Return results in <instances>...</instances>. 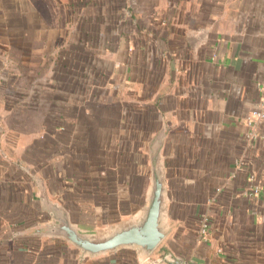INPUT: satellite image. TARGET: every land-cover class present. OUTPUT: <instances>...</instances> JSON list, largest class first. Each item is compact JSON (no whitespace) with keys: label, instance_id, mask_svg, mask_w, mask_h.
Returning <instances> with one entry per match:
<instances>
[{"label":"crops","instance_id":"obj_1","mask_svg":"<svg viewBox=\"0 0 264 264\" xmlns=\"http://www.w3.org/2000/svg\"><path fill=\"white\" fill-rule=\"evenodd\" d=\"M260 88L264 0H0V264H264ZM158 133L159 253L21 234L50 220L41 184L83 230L130 219Z\"/></svg>","mask_w":264,"mask_h":264},{"label":"water","instance_id":"obj_2","mask_svg":"<svg viewBox=\"0 0 264 264\" xmlns=\"http://www.w3.org/2000/svg\"><path fill=\"white\" fill-rule=\"evenodd\" d=\"M162 133L150 144L151 177L146 201L140 211L130 219L96 231L81 229L70 221L68 212L50 201L40 185L41 210L50 220L34 225L21 234L60 237L80 251L81 256H97L118 249H135L142 259H148L166 237L169 228L166 221L167 191L165 171L161 162ZM163 260L168 264H201L186 260L167 251Z\"/></svg>","mask_w":264,"mask_h":264},{"label":"built area","instance_id":"obj_3","mask_svg":"<svg viewBox=\"0 0 264 264\" xmlns=\"http://www.w3.org/2000/svg\"><path fill=\"white\" fill-rule=\"evenodd\" d=\"M260 91L264 93V89L260 88ZM264 120V94L262 95L260 105L252 109L245 117V122L248 126L252 127L255 122L262 121ZM250 136L252 133L249 134ZM259 185H252L249 187L247 190V195H256L259 193ZM200 236L202 239H205L208 237V223L207 219L204 217L202 218L201 225H200V230H199ZM221 251V249H219Z\"/></svg>","mask_w":264,"mask_h":264},{"label":"rangeland","instance_id":"obj_4","mask_svg":"<svg viewBox=\"0 0 264 264\" xmlns=\"http://www.w3.org/2000/svg\"><path fill=\"white\" fill-rule=\"evenodd\" d=\"M165 245H166V241L162 242V243L158 246V248L156 249V251H155L154 254L159 253L160 248H162V247L165 246Z\"/></svg>","mask_w":264,"mask_h":264}]
</instances>
